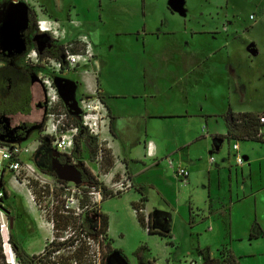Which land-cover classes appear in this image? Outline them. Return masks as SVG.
I'll return each mask as SVG.
<instances>
[{"label": "rangeland", "instance_id": "rangeland-1", "mask_svg": "<svg viewBox=\"0 0 264 264\" xmlns=\"http://www.w3.org/2000/svg\"><path fill=\"white\" fill-rule=\"evenodd\" d=\"M11 4L14 5L12 0L3 3L0 0V67L13 66L32 73L33 110L30 115L0 116L1 144L32 145L42 138V127L47 119L43 105L45 90L38 77L40 70L27 60V54L37 48L33 33L35 29L39 32L41 14L59 21L70 43L80 35L98 34L102 41L101 56L97 58L103 68L100 82L111 93H142L150 87L156 99L152 104L155 112L160 105L166 111L167 104L176 103L180 97L186 99L183 92L187 93L190 103L186 104L194 116L178 121L180 129L168 130L166 136L172 139L174 134H182L185 140L207 136V140L197 141L181 154L182 165L191 171L193 181L182 195L177 193L181 188H177L171 166L166 162H161L159 170L152 172L163 177L155 178L160 185L157 188L144 186L152 208L154 229L163 234L173 233L178 238L180 248L173 256L161 254L159 250L167 239L149 235L135 217L134 213L143 215L149 222L146 198H141L137 204L139 211L132 205L139 196L135 190L107 198L102 204L94 201L86 188L89 184L84 183L83 169L87 167L99 183L106 185L102 179L110 171L103 167L108 155H114L107 143L97 139L102 150L97 157H92L86 145L87 135H92L86 129L81 130L76 142V147L81 146L80 159H76L73 152L72 158L68 157L65 164H61L59 157L63 154L47 145L37 153L33 159L36 166L52 177L53 184L45 188L34 180L27 186L19 184L27 193L28 201L24 192L11 186L14 174L6 164L1 166V172L6 170L5 182L10 191L3 208L9 210V207L13 217L10 214L6 217L9 233L0 227L3 254L7 258L5 263H0L11 264L6 243L9 240L13 246L10 238L15 234L20 247L30 253H45L47 239L50 240L48 247L54 240L63 243L71 236L82 239L75 247L57 249L52 253V261L100 264L108 249L106 245L111 244L109 237L101 238L103 246L93 239L89 246L82 234L99 228L96 212L102 210L107 215L114 214L113 246L117 252L109 256L107 264H203L208 255L212 257L206 246L222 262L225 257L221 249L226 246L233 250L241 264H264V235L251 242L246 235L253 228L258 234L260 226L264 230V127L258 141L219 140L208 135L224 132L229 117L234 114L264 113V0L261 3L259 0H32L31 4H26L35 15L32 33L23 29L27 25L26 15H21V21L15 11L13 13ZM72 19L79 21L80 27L71 25ZM95 53L98 55L96 48ZM45 72L57 81L62 91L59 109H67L78 118L80 101L89 97L80 81L81 73ZM155 124L160 129L164 127L161 121ZM174 141L175 138L170 141L171 145ZM234 144L248 150L247 155L241 151L243 169L237 168ZM231 168L233 178L238 175L241 186L243 178L252 176L253 190L261 192L257 197H247L239 204V210L233 209L232 213L219 210L217 202V210L211 215L206 203L211 190L210 176L227 170L223 175L227 188ZM120 178L121 173L115 176V180ZM24 179L22 175L20 181ZM246 187L252 192L250 180ZM78 189L81 193L75 192ZM222 193H225L224 187ZM189 203L194 207L193 215L201 220L196 227L190 224ZM12 219L18 221L14 229ZM255 222L256 227H252ZM83 243L87 250L80 261L79 248ZM199 245L203 249H199ZM146 246L150 247L149 251Z\"/></svg>", "mask_w": 264, "mask_h": 264}, {"label": "crops", "instance_id": "crops-1", "mask_svg": "<svg viewBox=\"0 0 264 264\" xmlns=\"http://www.w3.org/2000/svg\"><path fill=\"white\" fill-rule=\"evenodd\" d=\"M261 3V0H259ZM19 10L22 6L20 3L13 5ZM13 10V9H12ZM15 10H13L14 13ZM27 18V16H26ZM226 29V28H225ZM194 34V33H193ZM98 34H90V37L95 44V48L98 52V58L99 55L101 54L100 52V47H101V40L97 36ZM195 36V34H194ZM191 52V51H190ZM101 56V55H100ZM95 72H97L98 75V84L101 90V95L108 107V111L110 113V128L108 129L107 132H105V137L107 138V144L108 147L111 149L114 157V167L111 168L109 171L110 173L107 174L106 176H103V179L105 182L110 181L113 179L117 174L122 173L123 171H128L130 174L133 182H134V189L139 196H137L133 200V207L134 205L138 204L141 200V198H146V213L148 216L152 214V220H153V213H152V208L150 206V200L147 195V191L144 188V186H149L153 188H157L160 185V182L155 181V178L158 180H161L163 177L158 174V173H152L153 171L157 172L159 170V167L161 165V162H166L169 164L168 159H172L175 163V168H170L173 172V178L176 182L177 188L178 189V195H182L185 190L192 185V173L188 168H185L182 165L181 162V154L184 153L187 149L192 147L197 141L199 140H207V136H202L200 138H197L196 136L192 138H188V140H185L182 137V134H174L173 137L175 138V141L173 145L170 142L174 138L167 137L166 135L169 134L168 130H179L180 126L179 123L177 124L178 121L180 120H187L192 118L194 116L191 114V112L188 109V106L186 102L190 103V96L183 92V96L186 99H180L176 103H169L167 104L168 109L165 111V108L160 105L159 108L157 109L158 112H155L153 110V102L154 96L152 94V89L150 87H146L144 92L138 93V92H130V93H111L110 89L107 88L105 89L103 86H101L100 78L103 75V68L101 64V60L97 59V62L93 66ZM86 81L82 79V76H80V81L83 85L85 94L89 95V88L94 87L96 83V79L94 75H88L86 77ZM263 114V113H262ZM205 116V114H203ZM259 115V114H256ZM261 115V114H260ZM206 117H209L206 115ZM161 121L164 127L161 129L157 127L155 122ZM231 123V117L228 119V128L227 131L225 129L224 132H215L212 133L211 135L208 134L209 136L213 137V139L217 138L219 140L222 139H228V133H229V125ZM169 124V125H168ZM264 127V126H263ZM220 136H223L225 138H219ZM230 139H248V137L243 136L242 134H235L234 136ZM148 143H152L153 149H154V157L148 156ZM238 144H234L232 147L234 150V153H236V157H242L241 151L243 154H248V150L244 147H239L238 150H235L234 147ZM91 154V153H90ZM157 162L151 166L147 165L149 162ZM170 165V164H169ZM244 165V164H243ZM243 165H239L237 161V168L242 167L244 168ZM184 168L187 169L190 172V177L188 180V185L183 186L182 182L177 178L176 176V169L177 168ZM226 169V168H224ZM1 170V169H0ZM9 170V169H8ZM112 170V171H111ZM239 169L236 171L238 172ZM108 171V172H109ZM227 170H219L217 174L214 176H210V193L208 200L206 203L208 204V210L209 214H213L214 211H216L217 207H215V203H219V210H225L230 213H232V210L235 209V212L239 210L240 208V203L243 202L247 197H252L255 196L257 197V193L261 191H254V181L251 176V178L245 179L243 178L242 186L240 185V178L237 175V177L233 178V173H232V168L228 173V178H229V186H225V183L223 181V175L227 174ZM243 173V170H242ZM253 175V172H251ZM5 175H6V170L2 171V177L5 182ZM249 175V174H248ZM234 179H236V183L234 184ZM251 181V190L252 192L248 191L246 184L248 181ZM151 181V182H148ZM235 185H237L235 187ZM10 186V185H9ZM11 186L14 188H17L18 190L22 191L25 193L27 201H28V195L25 192V190L22 188L21 185L16 184L15 179L11 181ZM225 188V193H222V188ZM5 188L8 193V198L10 196V191L7 183L5 182ZM130 193V192H128ZM127 193V194H128ZM6 198V199H8ZM182 200V199H181ZM105 201V200H104ZM103 201V202H104ZM257 201V200H256ZM102 202V203H103ZM101 203V204H102ZM188 212L190 216V224L193 227H196V224H198L199 219H197V216L193 215L192 209L194 208L190 203L188 205ZM11 218L13 217L12 212H10V208L8 207ZM134 209V208H133ZM102 211V210H101ZM136 210H134L135 212ZM102 213L105 214V212L102 211ZM34 214V213H33ZM113 213L109 212L108 216L110 218V227L108 231V237L109 240L111 241L112 248L114 249V226H113ZM135 217L138 218L137 214L134 213ZM196 217V218H195ZM37 219V218H36ZM14 221V226L15 223L17 224L18 221H15V219H12ZM139 220V219H138ZM256 222L254 226L256 227ZM153 227V224H152ZM146 232L153 236V235H160L162 238L167 239V243L165 245L160 246L159 250L162 252L161 254L169 256H173L177 250H179L180 246L178 244V238L176 235L173 233H168V234H163L160 233V231L155 230L153 227V230L155 231L154 234H150L149 228L148 227H143ZM44 229V227H43ZM46 230V229H45ZM249 233H246L248 240L251 242L253 240H259L261 239V235H264V230L260 226L259 227V233L256 234L254 233V228L249 230ZM123 236V235H122ZM15 237V234H14ZM244 240V239H241ZM16 241V240H15ZM49 242L50 240L47 239ZM19 245L20 243L16 241ZM45 243V248L47 247V243ZM199 249H203L201 245L198 246ZM44 248V249H45ZM204 248H207L211 251L212 253V258L213 259H219V256L215 255V253L212 252L210 247L206 246ZM25 249V248H24ZM43 249V250H44ZM26 250V249H25ZM150 247L146 246V251H149ZM222 251H231L235 257L238 259L237 255L233 252V250L229 249L226 246H223L221 249ZM27 251V250H26ZM30 255H39L42 254L43 251L40 253H30L27 251ZM220 253V249L218 250ZM158 260V258H156ZM220 260V259H219ZM241 263V262H240Z\"/></svg>", "mask_w": 264, "mask_h": 264}, {"label": "built area", "instance_id": "built-area-1", "mask_svg": "<svg viewBox=\"0 0 264 264\" xmlns=\"http://www.w3.org/2000/svg\"><path fill=\"white\" fill-rule=\"evenodd\" d=\"M15 2H23L25 4H31L32 0H14ZM41 14V12L39 11ZM42 15V14H41ZM40 15L38 20V28L41 34L48 35L53 41L61 43L64 47V53L61 58H55L52 56H42L38 49H33L27 54V60L31 64L37 67L39 80L45 90L44 100L45 109L47 110V119L42 127V138L37 139L32 145H11L0 143V168L7 165V168L14 174L15 182L21 185L31 184V181L41 183L42 188H45L47 184L52 183V177L44 171L39 170L34 162V157L42 149L45 143L48 146H52L57 152L72 158L73 152L76 148L77 138L80 135L81 130L86 129L92 136L99 139L101 142L107 143L105 132L110 128V113L108 107L104 102L101 90L98 84V75L92 67L95 65V48L88 35H80L75 42L67 41V31L63 29L60 22L56 19L48 17H42ZM70 24L75 28L80 27V23L77 20L72 19ZM76 46H81L79 50ZM85 68L84 70H82ZM45 70L51 73L66 74L68 72H80L82 79L87 82L86 77L88 75H94L96 79L94 87L89 88V97L80 101L81 119L80 124L77 123L78 118H74L67 109H59L62 101L59 89L56 85V81ZM259 121L264 126V113L259 115ZM148 156L154 157V149L152 143H148ZM235 150L239 147L236 145ZM238 164L243 165L244 160L242 157L237 158ZM168 162L172 168H175V163L172 159H168ZM24 175L23 182L20 181V177ZM176 176L182 182L183 186L188 185L190 172L184 168L176 169ZM2 172L0 170V181ZM111 196H121L134 189V182L128 173L123 171L121 178L115 180V177L108 182H105ZM64 186V184H62ZM90 195L94 197V201L102 203L105 200V194L102 184L99 186H87L86 187ZM81 193V190L78 191ZM73 194V199H75ZM3 200H5V193L0 188V227L3 232L6 230L9 233L6 217L8 214L3 208ZM69 208V207H67ZM82 238L87 245L91 246L92 240L86 231H83ZM80 241V240H79ZM77 241V244H79ZM6 243L8 258L11 264H20L17 261V255L13 246L9 244V240ZM5 246V245H4Z\"/></svg>", "mask_w": 264, "mask_h": 264}, {"label": "trees", "instance_id": "trees-1", "mask_svg": "<svg viewBox=\"0 0 264 264\" xmlns=\"http://www.w3.org/2000/svg\"><path fill=\"white\" fill-rule=\"evenodd\" d=\"M57 49L50 50L46 48L42 56H52L55 58H61L64 53V47L58 46ZM33 79L32 73L30 71L17 69L13 66L0 67V116H10V115H30L32 113L33 107ZM81 119L78 117L77 123L80 124ZM263 125L259 121V115L253 113H240L234 114L231 116V123L229 125V133L227 138L230 139L235 134L239 133L245 137H248L250 140H261L260 138V130ZM84 129V128H83ZM219 138H225L220 136ZM45 145H47L45 143ZM86 145L90 149V153L92 157H97L102 150L99 146L98 140L95 137L87 135L86 137ZM48 146V145H47ZM80 144L77 145L76 150L74 151V157L76 159H80ZM68 157L65 155H61L59 157L60 163L65 164ZM71 159V158H69ZM114 159L108 155L107 160L104 164L103 169L105 171H109L114 167ZM83 175L86 176L84 179V183L89 184L91 186H99L101 183L95 178L92 172L85 167L83 169ZM103 191L105 194V199L116 197L114 195L111 196V192L107 187L102 184ZM0 188L5 193V199L8 198V193L5 188V182L3 177L0 181ZM145 199V198H143ZM4 202V200H3ZM134 208L139 211L138 205H134ZM9 217V213H8ZM96 217L100 220V226L97 230H86L88 236L100 242V245L103 246V241L101 238L108 236V231L110 227V218L107 214L102 213V211L96 212ZM138 219L140 224L143 227H148L150 234H154L155 231L152 227V214L149 215V222L143 215H138ZM14 251L16 252L17 258L20 264H58L52 261L51 256L52 253H56V250L62 246L75 247L77 245V241L81 242L82 239H75V237L71 236L63 243H57V241H53L50 247H46L45 253L39 255H30L24 248L20 247V245L15 241L13 235L10 238ZM111 243V241H109ZM85 243H83L79 248V256L78 260L82 261L85 257L86 247ZM107 251L103 255L100 264H107L109 256L117 252L112 248L111 244L106 245ZM54 250V251H53ZM140 252V250H139ZM138 252V254H139ZM50 254V256H49ZM222 255H224L225 260L222 262L219 259H213L208 255L206 257L203 264H241L235 255L231 251H222ZM6 256L3 254L2 241L0 239V262H6ZM1 264V263H0Z\"/></svg>", "mask_w": 264, "mask_h": 264}, {"label": "water", "instance_id": "water-1", "mask_svg": "<svg viewBox=\"0 0 264 264\" xmlns=\"http://www.w3.org/2000/svg\"><path fill=\"white\" fill-rule=\"evenodd\" d=\"M20 4L22 5V6H20L21 8H20L19 10H16L14 14H16L17 17L20 18V20L22 21L23 19H21V18H22L24 15L27 16L28 9H27L25 3H20ZM21 10H22V12H23L22 14H21ZM21 15H23V16H21ZM34 41L37 42V49H38V51L40 52V54H43L44 51H45V49L47 48V45H48L49 41H50V37L47 36V35H45V34H43V35H38V36L35 37ZM56 85H57V87H58V89H59V92H60V95H61V98H62V94H61L62 91L60 90L57 81H56ZM68 105H69L70 109L74 110L73 105H71L70 103H69ZM60 178L66 180V181H69V180H67L66 178L62 177V176H61ZM81 179H82V178H81ZM81 179H78V180L80 181ZM78 180H77L76 182H78ZM5 211H6L7 214L9 213L6 209H5ZM13 226H14V221L12 220L11 227L13 228Z\"/></svg>", "mask_w": 264, "mask_h": 264}, {"label": "flooded vegetation", "instance_id": "flooded-vegetation-1", "mask_svg": "<svg viewBox=\"0 0 264 264\" xmlns=\"http://www.w3.org/2000/svg\"><path fill=\"white\" fill-rule=\"evenodd\" d=\"M4 1H6V0H2V3L4 2ZM13 1V4L15 5V4H19V3H23V2H15L14 0H12ZM12 5V4H11ZM12 9L13 10H18L17 8H16V6L15 7H13V5H12ZM12 10V11H13ZM34 23H35V15H34V13L32 12V11H30V10H28V13H27V25L25 26V28H23L24 30H27L28 32H30V33H32L33 32V27H34ZM34 35H33V42L37 45V42L36 41H34V39H35V37L36 36H38V35H43V34H41V33H39L36 29H35V33H33ZM48 36V35H47ZM91 39V38H90ZM91 41H92V39H91ZM93 42V41H92ZM58 46H62L61 45V43H59V42H56V41H53L51 38H50V41H49V43H48V45H47V48H49L50 50H55V49H57L58 50ZM63 47V46H62ZM5 50H9L10 51V49H8V48H5ZM98 55L96 54V56H95V63L97 62V57ZM43 105H44V107H45V100L43 101ZM44 147V146H43ZM42 147V148H43Z\"/></svg>", "mask_w": 264, "mask_h": 264}, {"label": "bare ground", "instance_id": "bare-ground-1", "mask_svg": "<svg viewBox=\"0 0 264 264\" xmlns=\"http://www.w3.org/2000/svg\"><path fill=\"white\" fill-rule=\"evenodd\" d=\"M17 264V263H16Z\"/></svg>", "mask_w": 264, "mask_h": 264}]
</instances>
